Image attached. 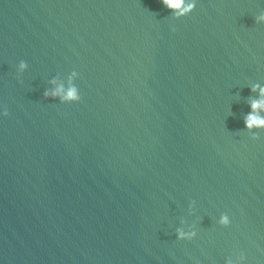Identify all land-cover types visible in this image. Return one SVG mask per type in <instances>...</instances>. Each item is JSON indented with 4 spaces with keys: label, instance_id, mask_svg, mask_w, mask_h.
<instances>
[{
    "label": "water",
    "instance_id": "95a60500",
    "mask_svg": "<svg viewBox=\"0 0 264 264\" xmlns=\"http://www.w3.org/2000/svg\"><path fill=\"white\" fill-rule=\"evenodd\" d=\"M260 15L264 0L182 20L161 0H0V264H264V133L243 122ZM73 70L80 103L44 97Z\"/></svg>",
    "mask_w": 264,
    "mask_h": 264
},
{
    "label": "clouds",
    "instance_id": "9594fccd",
    "mask_svg": "<svg viewBox=\"0 0 264 264\" xmlns=\"http://www.w3.org/2000/svg\"><path fill=\"white\" fill-rule=\"evenodd\" d=\"M164 8L174 14L176 20H182L191 16L197 9L199 0H161ZM256 23H264V15L256 17ZM28 69V64L21 61L18 65L19 72ZM80 79L79 72L73 70L66 77L55 76L50 81V86L44 91V97L52 100H58L60 104L71 105L81 102V92L77 84ZM253 96L248 101V111L244 116V126L250 139L260 140V133H264V85L254 84L250 88ZM6 109H0V117H8ZM189 214L193 217L197 215V205L195 201L189 204ZM199 220H194L191 224L185 222V227L177 230L176 236L179 241H194L197 239L199 232L197 224ZM218 223L225 228H230L232 220L230 215L224 214L219 217ZM227 264H247V257L239 253L235 260L229 259Z\"/></svg>",
    "mask_w": 264,
    "mask_h": 264
}]
</instances>
